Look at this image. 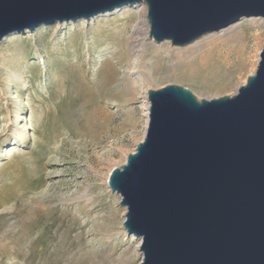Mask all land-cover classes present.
Listing matches in <instances>:
<instances>
[{
  "label": "rangeland",
  "instance_id": "obj_1",
  "mask_svg": "<svg viewBox=\"0 0 264 264\" xmlns=\"http://www.w3.org/2000/svg\"><path fill=\"white\" fill-rule=\"evenodd\" d=\"M123 9L0 40V264H138L105 177L144 139L145 90L233 95L257 69L260 16L235 22L242 39L215 45L225 27L183 46L155 42L157 54L149 44L129 70L118 50L139 15Z\"/></svg>",
  "mask_w": 264,
  "mask_h": 264
},
{
  "label": "water",
  "instance_id": "obj_2",
  "mask_svg": "<svg viewBox=\"0 0 264 264\" xmlns=\"http://www.w3.org/2000/svg\"><path fill=\"white\" fill-rule=\"evenodd\" d=\"M142 1L149 36L177 46L264 18V0H0V40ZM147 98L144 139L108 179L124 228L141 238L140 264H264V44L233 95L167 84Z\"/></svg>",
  "mask_w": 264,
  "mask_h": 264
},
{
  "label": "bare ground",
  "instance_id": "obj_3",
  "mask_svg": "<svg viewBox=\"0 0 264 264\" xmlns=\"http://www.w3.org/2000/svg\"><path fill=\"white\" fill-rule=\"evenodd\" d=\"M131 8L137 9L139 18L134 25L133 34L130 37V40L124 41V39H123V42H122V44L118 50V51L122 52V56H125L123 58V60H121V62L122 61L127 62V68L129 70L132 68H136V67L141 66L139 64V62H140L139 58L144 56V54L146 53V51L149 48V46H148L149 44L152 45L150 47H152V50L154 51V52H152L153 54H157L158 53L157 51L159 50V47L154 45V43L156 41L152 37L149 36L150 35V23H149L148 18H147L148 6H147L146 2L142 1V2L136 3L134 5L124 6V9L121 12L120 16L129 15ZM116 11L120 12V9H117ZM102 14H105V13H101V14L92 16L88 19H92V18L94 19L95 17H98ZM85 20H86V18H82V21H85ZM245 21L248 22V25H255L256 24V18H254V17H248L247 19L245 18ZM57 23H61L60 24V27H61V25L65 24L66 22L63 21V22H57ZM243 28H244V25L241 22H238L235 24L233 23L230 26H227V28L224 29L226 33H224V35L214 39L213 40L214 44L218 45L220 43H225V42H228L231 40L242 39V37L244 36L243 35L244 34ZM193 53H195V52H193ZM205 55H206V53H205ZM125 58L126 59L128 58V60H126ZM147 75H149V74H147ZM135 83L133 82V84H135ZM127 86L129 89L133 87L131 83L128 84ZM134 87H135V85H134ZM148 89L145 90V95H144V98H145L144 103H145V110H146V112H145L146 125H147L148 119H149V108H150V102L147 98V90ZM20 135H22V132H20ZM125 161H126V159H125ZM125 161L123 163H125ZM112 168L108 170L107 176L105 177V182L107 183V185H108L109 174H110ZM108 187H109V185H108ZM122 225H123V223H122ZM122 231L128 237L131 236V238L135 241L134 250L140 255V260L138 262V264H140V261L142 258V251L140 250L141 238H137L134 235H128L126 229L124 228V225H123ZM115 236H118V233L115 234ZM108 238L111 239V236H108Z\"/></svg>",
  "mask_w": 264,
  "mask_h": 264
}]
</instances>
